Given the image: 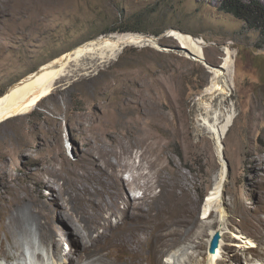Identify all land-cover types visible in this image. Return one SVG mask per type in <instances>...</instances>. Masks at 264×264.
Segmentation results:
<instances>
[{"label": "rangeland", "instance_id": "1", "mask_svg": "<svg viewBox=\"0 0 264 264\" xmlns=\"http://www.w3.org/2000/svg\"><path fill=\"white\" fill-rule=\"evenodd\" d=\"M42 1L34 3L46 2ZM222 1L71 0L68 16L52 18L32 38L24 36L23 40L4 37L10 22L1 19L0 48L4 50H0V96L43 64L87 41L114 34L132 33L138 37L134 44L108 52L106 57L96 52L84 56L79 63L73 62L69 74L32 112L0 124V163L8 162L11 183H27L30 174L50 166L53 157L59 169L78 166L88 137L93 139L92 134L102 128L105 134L112 131L113 138H139L140 148H135L134 157L127 161L138 164L145 152L155 162L152 175L156 180L176 175L177 167L190 192L180 187L167 196L161 214L168 221V235L159 240L150 237L149 247L162 243L165 255L182 249L186 254L182 256L184 264H207L214 235L211 233L222 227L226 247H232L231 252L235 250L231 254L230 248L226 249L220 256L226 264L264 263L261 227L254 214L264 183V32L222 10ZM258 2L264 6V0ZM128 23L140 31L111 32ZM171 30L202 40L200 50L210 66L182 49ZM228 58L229 68L222 69L228 91L217 97L209 115L202 100L205 88ZM229 114L234 120L223 139L220 156L211 128L216 123L223 125ZM2 141H7L4 148ZM12 145L17 150L30 151L26 156H14ZM223 160L228 168L224 203L217 204L210 218L204 217L206 197L223 173ZM256 165L257 170L253 168ZM126 170L129 167L119 174L130 177V172L124 174ZM148 170L151 169H145ZM0 174L4 175V171ZM55 186L59 191V183ZM126 187L133 198V187ZM48 189L39 187L42 194H48ZM137 190L143 194V190ZM162 190L157 186L152 195ZM3 191L0 178V195ZM241 200L248 204L244 217ZM260 215L264 218V210ZM117 219L113 217L112 221ZM58 237L63 246L71 244L69 229L59 231ZM249 239L256 247L246 248ZM197 241L203 244L200 249L196 248ZM1 243L10 249L4 230ZM43 251L48 255L52 247L46 245ZM15 253L9 250V254ZM149 253L153 262L159 260L155 252L149 249ZM12 258L5 259L0 249V262L19 264L18 258Z\"/></svg>", "mask_w": 264, "mask_h": 264}, {"label": "bare ground", "instance_id": "2", "mask_svg": "<svg viewBox=\"0 0 264 264\" xmlns=\"http://www.w3.org/2000/svg\"><path fill=\"white\" fill-rule=\"evenodd\" d=\"M51 1L46 3V0L38 5L34 0H0V20L10 22L3 36L21 40L25 39L24 36L32 38L33 34L43 29V24L50 23L52 18L69 15L71 0ZM172 35L193 51H200L202 40L176 31ZM137 40L138 37L133 36L132 33L92 39L43 64L40 70L21 78L0 96V124L13 117L32 112L42 99L53 92L57 82L69 74L73 62L79 63L84 56L96 52L106 57L108 52L121 51L125 45ZM150 42L155 45L153 39H150ZM0 50L3 51L4 47ZM229 66L228 58L219 71L215 70L219 73L205 88L202 100L206 102L205 109L209 115L217 97L228 91V80L222 69ZM138 109L143 113L145 111L139 107ZM233 120V115L229 114L223 125L213 123L212 128L210 127L214 131L220 156L224 150L223 139ZM103 130L102 128V131L92 134L93 139L88 137L87 148L82 151V160L78 166L67 165L59 169L56 166L58 160L53 157L50 166L41 167L39 172L31 173L29 176L31 180L27 183L13 185L8 177V162L0 163V172L4 171V175L0 174L1 185L4 187L0 195L2 222L0 237L1 231L4 230L6 239L10 242V249L16 251L14 255L9 254L10 249L1 243V255L5 256V259L9 261L14 256L18 258L19 264H150V261L153 264H184L185 260L182 256L186 254L182 249L165 255L162 243L151 247L147 244L152 236L159 240L163 235H168L165 228L169 224L164 214H161V205L168 195L175 193L176 188L183 187L189 192L181 180L184 174L176 167V175H166L156 180L152 175L155 162L150 161L145 152L142 153L138 164L132 165L127 161L134 157L135 148H140L139 138L136 140L113 138L112 131L105 134ZM26 142L30 144V141ZM1 145L4 148L7 146V141H2ZM29 151L30 149L17 150L12 145L14 156H26ZM5 157L8 159L7 154ZM223 163V173L220 178L215 179V186L206 197L204 217L210 218L209 215L218 207L217 204L224 203L228 168L225 160ZM125 167H129L130 170H126L124 174L130 172V177L119 174V171ZM255 167L257 170L258 166H253ZM146 168L151 170L145 171ZM56 183H59V191H56ZM126 185L133 187L135 192L133 198L128 194ZM157 186L163 187L162 192L152 195ZM261 186L262 194L255 206L254 214L261 227L259 241L264 245V218L260 215L264 210V183ZM39 187L49 188L50 192L42 194ZM137 189L143 190V194L139 195ZM36 192L40 193L39 197ZM253 194L257 195V193ZM123 202L126 204L124 209H121ZM240 202L244 217L245 206L248 204L244 200ZM6 215L10 217L9 223ZM113 217H118L117 221H112ZM63 229H69L71 233V244L68 247L63 246L62 240L58 237V232H62ZM216 231L221 232L222 240L216 253L212 254L208 251L207 264H226L220 256L226 249L230 248L231 254L235 250L231 252L232 247H226L224 229L218 228L211 234ZM175 241L177 243V240ZM247 243L246 248L256 247L252 239ZM46 245L52 247V252L48 255L43 251ZM202 246L201 241L196 242L197 249ZM149 249L157 254L158 261H152ZM61 256L65 257L64 261ZM0 264L5 263L0 262Z\"/></svg>", "mask_w": 264, "mask_h": 264}, {"label": "trees", "instance_id": "3", "mask_svg": "<svg viewBox=\"0 0 264 264\" xmlns=\"http://www.w3.org/2000/svg\"><path fill=\"white\" fill-rule=\"evenodd\" d=\"M221 9L243 19L250 25L260 28L264 32V6L258 0H223ZM136 32L140 31L131 24H125L111 32Z\"/></svg>", "mask_w": 264, "mask_h": 264}, {"label": "water", "instance_id": "4", "mask_svg": "<svg viewBox=\"0 0 264 264\" xmlns=\"http://www.w3.org/2000/svg\"><path fill=\"white\" fill-rule=\"evenodd\" d=\"M173 31L180 32V31H177V30H173ZM173 31L171 30L170 32L172 33ZM180 33H182V32H180ZM180 43H182V42L180 41ZM182 49L187 51L189 53V55H191L196 60L204 63L208 67L210 66V64L206 61L205 57L202 55L201 50L199 52H195L192 49H190L189 47L185 46L183 43H182ZM221 238H222V234H221L220 231H216L214 233V235L212 236V239H211V242H210V248H209V251L212 254L217 252V250H218V248L220 246Z\"/></svg>", "mask_w": 264, "mask_h": 264}]
</instances>
